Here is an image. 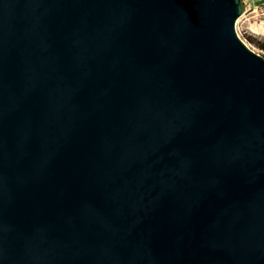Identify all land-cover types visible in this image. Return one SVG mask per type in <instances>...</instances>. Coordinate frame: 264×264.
I'll return each mask as SVG.
<instances>
[{
  "label": "water",
  "instance_id": "obj_1",
  "mask_svg": "<svg viewBox=\"0 0 264 264\" xmlns=\"http://www.w3.org/2000/svg\"><path fill=\"white\" fill-rule=\"evenodd\" d=\"M243 0H0V264H264V56Z\"/></svg>",
  "mask_w": 264,
  "mask_h": 264
},
{
  "label": "rangeland",
  "instance_id": "obj_2",
  "mask_svg": "<svg viewBox=\"0 0 264 264\" xmlns=\"http://www.w3.org/2000/svg\"><path fill=\"white\" fill-rule=\"evenodd\" d=\"M245 12L238 20L239 38L254 52L264 56L257 43H264V0H243Z\"/></svg>",
  "mask_w": 264,
  "mask_h": 264
},
{
  "label": "trees",
  "instance_id": "obj_3",
  "mask_svg": "<svg viewBox=\"0 0 264 264\" xmlns=\"http://www.w3.org/2000/svg\"><path fill=\"white\" fill-rule=\"evenodd\" d=\"M258 44V46L260 47V48H262L261 50L263 51L264 50V43H257Z\"/></svg>",
  "mask_w": 264,
  "mask_h": 264
}]
</instances>
